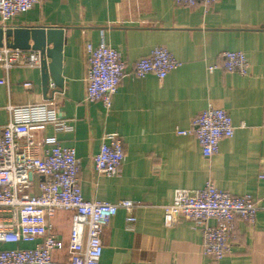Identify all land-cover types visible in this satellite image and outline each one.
Wrapping results in <instances>:
<instances>
[{
    "label": "crops",
    "instance_id": "0c3cea01",
    "mask_svg": "<svg viewBox=\"0 0 264 264\" xmlns=\"http://www.w3.org/2000/svg\"><path fill=\"white\" fill-rule=\"evenodd\" d=\"M0 27L58 28L65 37L61 89L49 79L44 92L40 68L8 73L0 68V79L8 81L0 85V125L8 122L9 106L54 103L72 131L55 133L48 126L37 136H53L74 148L83 198L140 205L131 227L120 209L104 228L99 264H264V0H217L210 9L176 6L172 0H41L4 24L0 20ZM101 42L125 63L109 110L84 100L85 45ZM156 47L167 49L180 67L163 81L130 76L136 61ZM225 51L243 53L249 74L209 72ZM210 105L225 110L235 130L206 159L192 135L177 133L189 130L192 118ZM105 133L118 134L126 154L111 178L97 176L91 162ZM207 182L231 196H250L258 205L253 225L235 220L231 252L216 263L203 256L200 230L191 222L171 227L163 222L162 207L175 191L198 190ZM71 220L69 211L51 220L63 245L52 253L55 262L67 261Z\"/></svg>",
    "mask_w": 264,
    "mask_h": 264
},
{
    "label": "built area",
    "instance_id": "2783aa9c",
    "mask_svg": "<svg viewBox=\"0 0 264 264\" xmlns=\"http://www.w3.org/2000/svg\"><path fill=\"white\" fill-rule=\"evenodd\" d=\"M41 0H0V20L4 24L31 10ZM176 6L202 5L210 9L217 0H172ZM85 102H100L106 110L126 75L120 53L101 42L85 45ZM207 70H221L241 76L249 74V63L241 52L225 51ZM40 54L33 50L0 48V68L8 73L16 67L39 68ZM164 47H156L136 61L130 76H155L159 81L180 67ZM0 85L8 86L7 79ZM30 89V83L23 84ZM9 119L0 125V264H99L101 235L118 210L126 214L131 227L138 203L123 200L107 203L85 200L80 188V162L72 147L62 146L56 137L38 138L51 126L55 133L72 131L52 102L7 107ZM235 128L229 114L208 106L191 120L190 129L178 135H192L201 154L209 159L217 154L219 143L231 138ZM120 136L105 133L97 153L91 157L97 176L114 177L125 161ZM35 177H39L36 182ZM261 179L264 176L260 175ZM167 227L189 221L200 230L204 257L216 263L230 254L236 219L253 225L258 214L257 202L250 196H231L212 182L201 189L177 190L170 204L162 207ZM59 211L72 213L68 234L67 261L55 262L52 253L62 249V241L51 229V220ZM213 221L211 225L209 222ZM29 244V248H21ZM13 246V247H9Z\"/></svg>",
    "mask_w": 264,
    "mask_h": 264
},
{
    "label": "water",
    "instance_id": "95a60500",
    "mask_svg": "<svg viewBox=\"0 0 264 264\" xmlns=\"http://www.w3.org/2000/svg\"><path fill=\"white\" fill-rule=\"evenodd\" d=\"M65 43L64 30L43 27H0V48L5 46L18 50H33L40 54V72L43 91L49 79L58 89L63 87L61 77L62 48Z\"/></svg>",
    "mask_w": 264,
    "mask_h": 264
}]
</instances>
